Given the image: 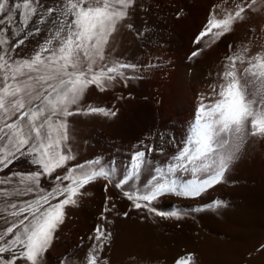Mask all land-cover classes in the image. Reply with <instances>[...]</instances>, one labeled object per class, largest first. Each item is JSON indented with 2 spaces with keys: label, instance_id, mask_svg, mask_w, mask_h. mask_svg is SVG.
Returning a JSON list of instances; mask_svg holds the SVG:
<instances>
[{
  "label": "snow or ice",
  "instance_id": "1",
  "mask_svg": "<svg viewBox=\"0 0 264 264\" xmlns=\"http://www.w3.org/2000/svg\"><path fill=\"white\" fill-rule=\"evenodd\" d=\"M256 3L252 0L247 7L251 9ZM134 6L136 0H0V169L19 158L36 166L26 174L17 171L0 177V185L11 186L10 190L0 188V197L7 198L0 207V264H40L55 231L64 223L66 206L76 205L79 196L88 195L81 190L97 179L120 189L136 209L179 220L186 210L161 211L153 202L166 194L200 197L223 180L247 137H264V50L253 53L246 48L242 54L227 57L220 98L210 105H200L187 146L172 155L165 166L155 162L154 174L142 187L135 180L149 164L145 159L150 150L147 148L134 153L121 179L99 160L66 167L75 159L67 144V117L74 114L72 106L77 112L84 111L80 102L88 89L105 92L118 78L126 83L130 77L124 70L136 67L114 58L110 44L121 28L133 27L126 18ZM237 9L224 19H215L213 14L194 43L200 44L213 29L227 30L234 20L243 19L244 4ZM19 17L23 22L16 31L4 27ZM32 18L35 27L25 31ZM41 25L43 41L21 56L16 50L30 36H39ZM5 33L19 39L10 44ZM215 34L223 36L225 32ZM202 50H194L191 55L196 57ZM237 62L246 66L238 69ZM86 111L105 117L117 114L104 107H88ZM62 168L65 174L53 177ZM42 177L52 178L50 189L41 186ZM34 193L35 199H13ZM220 206L222 202L216 200L204 207ZM111 210L106 204L103 212ZM106 219L102 213L101 220ZM94 231L90 239L95 245L90 246L92 254L86 264H100L99 253L111 240L106 228L98 225ZM179 264H196L194 255H183Z\"/></svg>",
  "mask_w": 264,
  "mask_h": 264
},
{
  "label": "bare ground",
  "instance_id": "2",
  "mask_svg": "<svg viewBox=\"0 0 264 264\" xmlns=\"http://www.w3.org/2000/svg\"><path fill=\"white\" fill-rule=\"evenodd\" d=\"M239 1L245 2V0ZM257 2V6L252 5L253 8H246L245 14L242 15L243 19L238 18L236 25L241 28L240 32L243 37L241 39H246L252 49L255 47L256 51H261L264 50V0ZM144 15L145 19L141 21L145 22L146 34L150 36L154 33L156 24L150 19L151 15L149 17L146 16L147 14ZM130 18L133 19V17ZM34 19L32 18L33 27H35ZM22 22V17L14 20V27L11 30L16 31ZM41 28L43 31L44 26L41 25ZM5 35L12 40L16 38L10 33H5ZM100 118L77 113L67 117L69 137L67 144L72 149L75 159L69 161L66 167L71 168L78 164H88L99 160L100 164L118 179L117 172L121 171L123 163L128 160V154L134 146L131 147L128 140L122 143L125 135L120 140L122 145L115 144L118 147H114L109 137L111 135L105 130L104 121ZM154 119L152 137L158 139V142L154 139L157 142L156 146L158 145V149L163 148L164 152L150 157L149 164L143 167L141 175L135 180L136 185L140 187L151 179L155 162L158 161L161 166H165L171 156L184 147L178 143V122H170L161 127L158 120ZM247 141L249 142L245 145L255 142L256 146L257 144L262 146L260 153L263 155L261 158L264 159V137H250ZM22 159L28 162L25 158ZM57 174H65V169H57L53 177ZM234 175L233 171L229 172L220 186L199 200L189 201L169 195L153 202V206L161 211L186 210L187 214L182 212V218L179 220L174 217H159L145 209H136L133 207V202L123 196L120 189L113 187V184L111 186L107 181L91 183L82 190V192L89 193L88 195L79 196L76 205L66 206L64 223L55 231L49 252L43 254L40 264H86L87 257L92 254L90 246L95 245V241L90 237L95 235L94 230L98 225L112 234L108 245L99 253L100 264H179L180 258L185 254H193L196 264H264V211L259 212L257 209V214L254 212L255 215L253 217L251 215L252 218H246L248 215L245 217L244 214H238L232 210L237 202L234 199L237 196L232 195V192L237 190V184L232 183L233 178H237ZM47 181L52 186V178H47ZM106 185L107 190H105ZM107 197L111 199L107 200ZM218 199H222V206L204 207ZM105 202L112 209L106 213L103 212ZM240 203L237 202V206L242 204ZM192 207H202V210L191 212ZM102 213L107 217L106 220H101ZM82 242H85V245L81 246Z\"/></svg>",
  "mask_w": 264,
  "mask_h": 264
},
{
  "label": "rangeland",
  "instance_id": "3",
  "mask_svg": "<svg viewBox=\"0 0 264 264\" xmlns=\"http://www.w3.org/2000/svg\"><path fill=\"white\" fill-rule=\"evenodd\" d=\"M257 1L260 2V0ZM251 2L252 0H247L246 3L243 1V4L248 5ZM136 3L137 6L133 7L130 16L126 18L128 20V18L133 17V19L130 18L128 20L129 22L132 21L133 27L131 29L126 27L121 28L118 34H114L115 38L110 40V44L113 45L111 54L114 58H117L121 62L136 65L134 69L124 70L125 75L130 77V79L125 83L118 78L115 86L105 92H99L94 88L88 89L80 102V108L84 109L82 112L75 111L76 106H72L74 114L86 116L88 114V116L97 118L103 117L104 119H100L104 121V128L108 134L110 133L111 136L109 137L114 147L122 145L127 140L128 143L130 142L131 147L134 146V149L128 154V160L123 163L121 171L116 169L118 171V179L123 178L126 174L130 167L131 159L137 150L144 151L146 148L150 149L146 152L145 159L147 161L153 155H158L157 153L161 154L160 148L158 149V145L156 146L158 139L154 138L156 142L152 137L154 118L158 120L157 122L161 127L168 125L170 122H178V143H181L184 147L187 146L186 141L191 135L194 118L198 113L200 105L202 103L210 105L220 98L218 95L220 91L219 85L225 82L222 78V73L226 70L225 65L229 63L227 57L236 53L242 54L246 48L252 49V46L250 47L246 39H241L243 38L240 32L241 28L236 25L238 18L236 19L237 21H233L235 22V24L232 23L233 26L230 25V31H227L228 29H213L208 36L202 39L200 44L194 43L195 37L207 27V22L213 18V14L215 19H224L229 13L234 15L238 10L237 5L242 4L239 0H136ZM257 3L254 7L257 6ZM247 5H244L245 10ZM139 11L144 13L142 14L141 12L139 16ZM144 14H147V17L151 15L150 19L156 24L154 33L150 36L146 34L147 26L145 22L141 21V19H145ZM13 24L14 21L12 24L4 25V27L12 29L14 27ZM28 25L25 31L34 28L32 19ZM219 31H224L225 34L223 36L216 35L215 33ZM44 36V31L39 36H30L25 41V44L16 50L17 53L21 56L26 55L38 42L43 41ZM18 39L17 37L14 40L10 38V44H14ZM253 48L251 51L254 53V50L256 52V48ZM197 49L203 50L198 56L193 57L191 54ZM13 55L15 58H18L15 56V53ZM245 66L237 62L238 69ZM88 107H104L110 111H115L117 114L114 117H105L100 113L93 115V113L86 111ZM125 135L126 137L122 138ZM250 137L246 138L240 152L224 175L225 178L232 171L236 175L234 176L237 178H233L232 183L233 185L237 184V188L236 186L233 187L238 192H232V195L233 197L239 196L234 199L235 201L237 200L238 204L240 202L242 204L240 203L241 205L237 206L236 202L232 210H235V213L244 214L245 217L248 215L246 218H252L257 209L259 212L261 210L264 211V159L261 158L263 155L260 153L262 146L257 144V147L255 142L251 143V145H245V143L249 142L247 140ZM108 138L107 140L110 143ZM118 138L119 140L117 141L120 143L116 141ZM121 138L122 143L120 141ZM21 159L14 160L8 168L0 169V177H4L5 175L11 176L12 173L17 171H22L26 174L35 169L36 166ZM47 178H41V186L45 190L51 188ZM224 178L220 183L206 190L197 198L177 197L173 194H166L165 196L171 195L189 201H196L220 186ZM101 180L103 179H97L91 183ZM232 183L230 184L231 187ZM110 184L112 186V183ZM127 187L125 185V188ZM0 188H8L10 190L11 186L0 185ZM35 198L36 194L34 193L30 196L13 199L30 200ZM62 198L60 197L59 199ZM249 198L253 203L250 202ZM5 199L7 198L0 197V207L3 206ZM218 200L223 202L222 199ZM241 208L243 211L240 210ZM2 224L3 222L0 221V226ZM84 243L82 242L81 246L85 245ZM48 252L49 250L46 251V254Z\"/></svg>",
  "mask_w": 264,
  "mask_h": 264
}]
</instances>
